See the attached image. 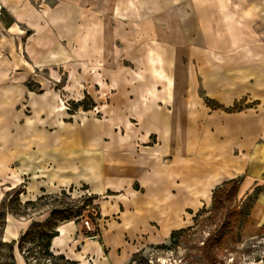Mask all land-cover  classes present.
<instances>
[{"label":"rangeland","instance_id":"rangeland-1","mask_svg":"<svg viewBox=\"0 0 264 264\" xmlns=\"http://www.w3.org/2000/svg\"><path fill=\"white\" fill-rule=\"evenodd\" d=\"M43 1L32 2L41 10ZM163 2L164 7L178 6L179 22L187 25L177 30L182 34L192 29L193 34L186 35L194 40L182 46L162 44L164 76L159 87L164 114L144 116L148 123L144 131L156 122L161 132L140 147L147 153L148 146L155 147L161 153L163 175L171 166L170 179L163 186L176 195L178 189L172 192V186L197 185L211 174L210 165L217 167L206 163L209 156L202 153V143L226 147L223 155L230 162L233 148L242 156L239 148L245 141L252 137L264 141V0ZM46 5L57 6L53 0ZM0 26V215L4 222L0 264H63L32 243L20 250L18 240L35 223L49 218L53 209L67 206L75 207V216L59 228L60 236L51 248L56 256L78 264H202V241L221 222L211 214L213 194L225 182L200 183L205 190L195 204L181 205L173 200L175 195L156 200L158 190H147L139 183L120 182L117 190L110 189L114 188L111 181L85 183L92 176L88 170L73 177L68 157L77 153L79 161L88 165L86 154L97 141L93 135L103 132V148H108L107 64L91 67L72 61L73 56L65 62L58 50L43 54L32 37L36 31L18 22L2 2ZM203 32L210 38L200 36ZM59 41L45 38L42 43ZM188 165L189 174L186 168L183 171ZM231 174L227 171L222 179ZM236 178L241 189L235 205L244 207L259 188L263 189L259 198L264 199V169L259 163L252 173ZM72 179L76 181L71 185ZM63 191L68 196L61 195ZM150 195L156 202L148 201ZM90 196L96 197L92 203L87 200ZM253 209L254 220L248 219L244 231L238 224L240 231H234L221 253L223 264H264V202ZM182 229L188 230L187 235L174 245L171 235Z\"/></svg>","mask_w":264,"mask_h":264},{"label":"crops","instance_id":"crops-1","mask_svg":"<svg viewBox=\"0 0 264 264\" xmlns=\"http://www.w3.org/2000/svg\"><path fill=\"white\" fill-rule=\"evenodd\" d=\"M21 1L11 0L7 4L8 0H0L17 17L18 22L36 31L32 37L36 45L40 44L43 54L50 51L55 54L58 50L60 56L65 57V62L72 60L97 68L102 63L107 64L105 77L110 81L107 84L105 135L108 138V148H103V132L99 133L100 137L93 135L97 141L86 154V158L90 159L88 165L85 166L79 161L80 155L77 153L70 156L72 159L68 157L72 176L78 177L82 170H88L92 176L85 183L111 181L114 188L110 189L117 190L120 189V182L127 185L139 183L147 190L157 189L156 200L173 199L175 194L170 195L168 189L166 190L168 186H163L166 183L164 181L170 179L171 166H167L168 170L164 175L160 173L163 162L158 155L161 153L150 146V151L144 152L140 143L147 144L152 136L161 132L156 122H150V128L144 131V125H148L144 116L164 114L162 88L159 87L160 78L164 76L162 44L167 43L166 45L172 47L178 43L177 45L182 46L191 44L194 40L192 35L188 38L186 35L192 29L189 32L183 29L185 31L182 34L177 30L179 25H187L183 20L179 22L178 6L164 7L163 0H53L57 6L51 8L46 5L50 0H44L40 10L32 2L34 0H23L24 3ZM217 28L220 29L221 26L217 25ZM0 32H3L1 26ZM202 35L207 34L203 32L200 36ZM45 38L60 41L54 45L42 43ZM209 38L210 36L207 39ZM205 55L202 53L203 57ZM72 56L73 59L69 60ZM126 61L134 66L125 65ZM148 73L151 75L147 76ZM177 101L180 102L179 98ZM174 110L185 108L174 107ZM257 141V137H252L240 145L242 156L237 155L233 148V153L229 155L233 163L227 162L228 157L224 156L226 147L202 143L203 149H208L209 158L206 163L214 162L217 167L210 165L211 174L209 172L207 178L204 177L197 185L189 182L191 184L188 186H193L191 188L182 185L180 187L179 184L172 186V192L178 189L173 200H179L181 205H194L197 197L205 190L200 183L211 184L235 179L242 173H252L258 163L264 169V141ZM184 168L189 174L192 167L183 166V171ZM227 171L232 176L226 178L227 180L222 179ZM73 179L69 184H75L76 180ZM151 196L148 201L156 202ZM261 201L264 202L263 197L258 198V205ZM257 202L254 208L257 207ZM254 210L252 209L250 220H254Z\"/></svg>","mask_w":264,"mask_h":264},{"label":"trees","instance_id":"trees-1","mask_svg":"<svg viewBox=\"0 0 264 264\" xmlns=\"http://www.w3.org/2000/svg\"><path fill=\"white\" fill-rule=\"evenodd\" d=\"M207 105L214 108L211 106V103H207ZM224 110L231 112V110ZM240 189L241 181L239 178H235L223 183L215 190L212 199L213 208L211 214L220 217L221 222L216 230L212 231L209 236L202 241V264H223L220 256L221 253L227 249L231 237L234 235V231L240 229L237 225L240 224L241 231L244 229L255 203L263 192L262 188L256 189L254 196L249 199L244 207H241L235 205ZM61 195L65 196L67 195V192L63 191ZM42 197L40 199H42ZM93 199H96V197L90 196L87 200L92 203ZM33 203L34 202H28V205ZM74 210V206L53 209L49 218L45 221L35 223L32 228L21 236L18 240V248L23 250L25 245L32 243L34 244H31L33 247H39L41 253L44 252L52 258L62 259L64 262L63 264H78V262L66 259L64 255L56 256L51 251L53 241L60 236L59 228L61 227V224L74 218ZM2 220L3 218L0 215V226L4 223ZM187 232L188 230L185 229L174 231L171 235V242L174 245H178L179 238L184 234L187 235ZM12 250H14L13 247H11V251Z\"/></svg>","mask_w":264,"mask_h":264},{"label":"bare ground","instance_id":"bare-ground-1","mask_svg":"<svg viewBox=\"0 0 264 264\" xmlns=\"http://www.w3.org/2000/svg\"><path fill=\"white\" fill-rule=\"evenodd\" d=\"M215 27H216V29H218L217 26H215ZM208 36H209V35H206V38H208ZM198 38H200V37H198ZM205 56H206V55H205ZM187 115H188V114H187ZM180 117H181V120H182V121H185V119L182 118V117H184V115H181ZM186 119H188V117H186ZM203 151H204V152H202V153H206V154H207L208 149H205V148H204ZM216 158H217V157H216ZM37 162H38V161H37ZM24 174H28V172H24ZM32 178H33V179H39L40 176H39V175H33ZM98 192H100V189H98V190L95 189V193H96V194H100V193H98ZM24 200L27 201V197H26V196H24ZM57 239H58V238H57ZM57 239H55L54 241H56ZM254 264H256V263H254Z\"/></svg>","mask_w":264,"mask_h":264}]
</instances>
